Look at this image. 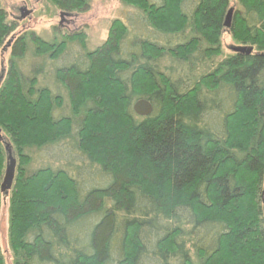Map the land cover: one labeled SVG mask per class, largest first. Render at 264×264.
Wrapping results in <instances>:
<instances>
[{
	"label": "trees",
	"instance_id": "16d2710c",
	"mask_svg": "<svg viewBox=\"0 0 264 264\" xmlns=\"http://www.w3.org/2000/svg\"><path fill=\"white\" fill-rule=\"evenodd\" d=\"M51 1L65 11L89 2ZM122 1L140 15L118 19L103 47L63 67L56 63L73 47L32 36L36 53L55 59L70 116L56 117L63 100L38 82L41 70L22 77L14 59L26 38L13 45L0 85V128L12 144L2 136L20 162L13 264H193L192 254L200 264H264V0ZM147 27L165 42L141 39ZM14 29L0 8V48ZM227 32L252 52L215 61ZM81 34L68 36L84 48ZM140 98L151 115L135 113ZM65 139L56 159L76 176L28 171L27 148ZM7 197L0 193V208Z\"/></svg>",
	"mask_w": 264,
	"mask_h": 264
},
{
	"label": "rangeland",
	"instance_id": "374dc122",
	"mask_svg": "<svg viewBox=\"0 0 264 264\" xmlns=\"http://www.w3.org/2000/svg\"><path fill=\"white\" fill-rule=\"evenodd\" d=\"M26 8L30 13L23 17L21 20V9ZM0 8L6 11L7 19L9 21H14L15 29L11 31V34L6 37L4 44L0 48V62H3L6 70V75L9 72L10 60H12V49L13 45L19 39V37L24 36L26 38L27 49L22 57L15 58L16 66L21 70L22 77L29 78L32 77L36 71L41 70V74L38 75V82L51 89L53 95L61 96L63 100V108L59 113L56 112V117L61 118L63 116H70L71 114V103L72 97L68 89L64 84L57 80L56 72L51 65L53 60L52 56L48 54L40 55L36 53V46L32 40V36L40 39L41 41L52 43L55 45H60L63 42H68V47H73V50H68L67 53L62 54L56 64L59 67H63L65 63H71L79 56L86 55L87 52H93L99 50L103 45H105L111 38L114 32L115 25L118 19H121L124 23L127 18L135 16L134 14L140 12L137 8L133 7L122 0H89L86 9L82 11H65L59 9L56 4L51 0H0ZM66 12L71 15H65L61 18V13ZM139 14V13H138ZM140 15V14H139ZM63 20V24L60 21ZM82 33L81 42H83L84 48L80 47L79 44H75L76 40H71L68 36L72 33ZM145 34V35H144ZM144 34H139L141 39H153L161 40L167 39L152 28L147 27ZM14 37L12 45L7 50H3L6 46L7 41ZM134 37L133 34L129 35V38ZM156 38V39H155ZM173 39V38H172ZM171 39V40H172ZM178 42V41H175ZM75 44V45H74ZM222 54L215 57V61H220L224 56L231 54L233 51L230 49L233 45L237 44L228 35V32L224 34L222 38ZM53 51V50H51ZM196 63V61L194 62ZM167 63V66H170ZM188 68V67H185ZM205 69H201L203 72ZM200 71V72H201ZM1 129V128H0ZM1 135H3L7 141L12 144L10 137L1 130ZM1 147L3 148V164L2 178L0 181V186L5 175L6 164H7V153L4 149L5 142L0 141ZM69 139L62 140L58 144H53L46 146L45 148H27L24 152L27 153L31 158V163L27 166L29 172H34L39 168L51 167L54 170H65L69 172L70 175L76 176L71 168H69L65 160L57 161L58 153L62 147L64 151H67L66 145ZM71 143V142H69ZM14 149V150H13ZM13 155L17 160L15 179L19 176V156L16 148L13 146ZM74 154V153H73ZM77 158L78 155L74 154ZM79 158V159H78ZM76 159L77 165L81 163L80 157ZM13 182V185H14ZM13 188V186H12ZM12 188L7 195V199L2 201L0 208V246L2 253L5 257L6 264H13V254L9 243V226H10V195ZM0 193L1 188H0ZM2 198V197H1ZM264 203V197H262ZM193 264H200L198 258L192 254Z\"/></svg>",
	"mask_w": 264,
	"mask_h": 264
},
{
	"label": "water",
	"instance_id": "95a60500",
	"mask_svg": "<svg viewBox=\"0 0 264 264\" xmlns=\"http://www.w3.org/2000/svg\"><path fill=\"white\" fill-rule=\"evenodd\" d=\"M234 7H230L229 10L227 11L225 20H224V26L226 29H229L232 25V20H233V15H234ZM21 17L20 20L25 17L27 14H29L30 12L24 7L21 9ZM61 18L63 19L65 15H71L69 13L66 12H62L61 14ZM63 23V20L60 21V24ZM11 40L7 43V46L10 45ZM230 49L234 52V53H242V54H250L253 50L252 47H248V46H242V45H233L230 47ZM4 74L2 73L0 75V85L2 83ZM133 109L135 111V113L138 116L141 117H145V116H149L153 113V105L152 103L145 99V98H140L137 99L134 104H133ZM0 141H4L3 136L1 135V129H0ZM5 151L7 153V164H6V170H5V175L4 178L2 180L1 183V192L3 195L7 196L13 186V182H14V178H15V172H16V165H17V160L15 158V156L13 155V151H12V146L10 143L5 142Z\"/></svg>",
	"mask_w": 264,
	"mask_h": 264
},
{
	"label": "flooded vegetation",
	"instance_id": "af4514ba",
	"mask_svg": "<svg viewBox=\"0 0 264 264\" xmlns=\"http://www.w3.org/2000/svg\"><path fill=\"white\" fill-rule=\"evenodd\" d=\"M10 40H11L10 45L7 46V44H6V46L4 47V51L11 47L12 42H13V40H14V37L10 38V39L8 40V42H9ZM8 42H7V43H8ZM1 72L4 74V76L6 75V70H5V69H4L3 71H1Z\"/></svg>",
	"mask_w": 264,
	"mask_h": 264
}]
</instances>
